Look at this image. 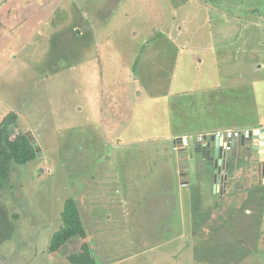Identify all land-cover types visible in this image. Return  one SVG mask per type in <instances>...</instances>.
<instances>
[{
    "label": "rangeland",
    "instance_id": "rangeland-1",
    "mask_svg": "<svg viewBox=\"0 0 264 264\" xmlns=\"http://www.w3.org/2000/svg\"><path fill=\"white\" fill-rule=\"evenodd\" d=\"M11 112L38 153L0 187V264H67L81 240L48 247L80 191L96 264H264V226L196 225L212 167L173 150L264 124V0H0V122Z\"/></svg>",
    "mask_w": 264,
    "mask_h": 264
},
{
    "label": "crops",
    "instance_id": "crops-1",
    "mask_svg": "<svg viewBox=\"0 0 264 264\" xmlns=\"http://www.w3.org/2000/svg\"><path fill=\"white\" fill-rule=\"evenodd\" d=\"M199 63L201 62L199 61L198 64ZM259 85L260 82H252L251 88H258ZM229 124L230 123H226L225 126H218L214 124V127L205 126V129L202 128L203 131L201 132L207 133L208 131H215L219 129L253 130L256 128H264V124L253 128H250L249 126L235 127ZM182 136L187 137V134H183ZM237 146L233 147L234 149L231 151L232 156L228 163V169H226L223 174L226 175L225 188L221 185L219 191L212 193V198H208L203 202V208L205 210L203 216L195 214L194 211L198 207L195 204L192 205L191 208L194 213L192 218L199 220L196 224L199 225V227L205 226L206 224L213 225V227H210L211 233L219 234V232H222L221 235H223V232H227V235L232 234V236L235 235V232L239 234V226L243 224V222H246V226L251 225L253 227L250 228V230L248 228L246 233L251 234L252 236H255L256 234L257 240V237L259 238L263 235L264 226V174L262 175L260 170L257 169V165L263 161V157L260 155V151H253L249 157H245L243 147L235 152ZM186 149L182 148L179 151H185ZM240 160H242V162L247 161L245 169H248V175L246 177L244 176L245 173L241 178L238 176V173H241L244 169H241V171H237L238 169L236 172L234 171L237 161ZM186 161L189 162L188 160ZM202 162L204 161L202 160ZM183 167L184 169L180 168L178 172L180 171L179 175L181 177L180 180L182 181L181 186L186 187L190 177L191 165L186 163ZM210 175H212V172ZM245 178L247 179V181H245L246 184L243 182ZM245 185H247V187H245ZM240 210H243L244 214L240 215ZM207 220L211 223H206ZM201 234H205L202 229ZM204 237L207 240L208 237ZM251 246L254 250V243ZM252 249L250 248V250Z\"/></svg>",
    "mask_w": 264,
    "mask_h": 264
},
{
    "label": "trees",
    "instance_id": "trees-1",
    "mask_svg": "<svg viewBox=\"0 0 264 264\" xmlns=\"http://www.w3.org/2000/svg\"><path fill=\"white\" fill-rule=\"evenodd\" d=\"M16 122L17 115L14 112L9 113L0 122V187L2 185L10 186L11 174L15 168L33 161L38 153L29 133L16 135L13 133L17 126ZM90 179L93 180V176H90ZM76 195V198L69 196L63 201L60 212L61 227L53 234L48 252L56 254L71 240L79 239L82 241L79 251L66 255L64 260L67 264H96L93 250L86 241L87 229L83 218V210L86 207H84V203H81L83 199H86L84 196L86 191L85 193L80 191ZM88 213L91 215L93 210L90 209ZM114 217L117 216L114 215Z\"/></svg>",
    "mask_w": 264,
    "mask_h": 264
},
{
    "label": "water",
    "instance_id": "water-1",
    "mask_svg": "<svg viewBox=\"0 0 264 264\" xmlns=\"http://www.w3.org/2000/svg\"><path fill=\"white\" fill-rule=\"evenodd\" d=\"M180 138L173 140L174 142H179ZM189 140V139H188ZM245 147L251 153L253 151H260V155L263 157V161L260 162V172L263 173L264 168V128H261L257 134L251 131V134L247 137H242L235 146ZM35 149L37 146L34 145ZM188 147H192L194 152L198 154L203 161L212 167V182L213 189L219 191L221 185L225 188L226 175L224 171L228 169V163L232 156L231 152H224L220 143L215 139H208L204 144H191L190 140ZM249 153V155L251 154Z\"/></svg>",
    "mask_w": 264,
    "mask_h": 264
},
{
    "label": "built area",
    "instance_id": "built-area-1",
    "mask_svg": "<svg viewBox=\"0 0 264 264\" xmlns=\"http://www.w3.org/2000/svg\"><path fill=\"white\" fill-rule=\"evenodd\" d=\"M261 128L256 129H219L206 134H199L196 136L195 141L191 137L182 136L179 142H174L173 150L179 151L182 148H187L190 140L191 144L205 143L208 139L212 138L217 140L224 152H231L235 144L242 138L251 134V131L259 133ZM189 139V140H188Z\"/></svg>",
    "mask_w": 264,
    "mask_h": 264
},
{
    "label": "flooded vegetation",
    "instance_id": "flooded-vegetation-1",
    "mask_svg": "<svg viewBox=\"0 0 264 264\" xmlns=\"http://www.w3.org/2000/svg\"><path fill=\"white\" fill-rule=\"evenodd\" d=\"M239 142V141H238ZM243 149H244V152H245V157H249L250 155H249V153H251L250 151H248L245 147H243ZM239 169V168H238ZM238 171V170H237Z\"/></svg>",
    "mask_w": 264,
    "mask_h": 264
}]
</instances>
